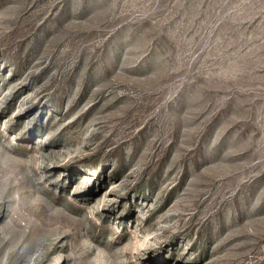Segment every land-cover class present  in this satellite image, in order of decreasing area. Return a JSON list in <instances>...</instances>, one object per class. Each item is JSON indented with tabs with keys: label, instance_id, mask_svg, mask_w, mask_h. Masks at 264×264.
<instances>
[{
	"label": "rangeland",
	"instance_id": "rangeland-1",
	"mask_svg": "<svg viewBox=\"0 0 264 264\" xmlns=\"http://www.w3.org/2000/svg\"><path fill=\"white\" fill-rule=\"evenodd\" d=\"M0 264H264V0H0Z\"/></svg>",
	"mask_w": 264,
	"mask_h": 264
}]
</instances>
